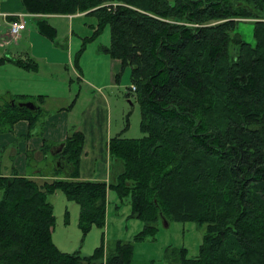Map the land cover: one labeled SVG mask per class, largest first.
<instances>
[{"label":"trees","instance_id":"trees-1","mask_svg":"<svg viewBox=\"0 0 264 264\" xmlns=\"http://www.w3.org/2000/svg\"><path fill=\"white\" fill-rule=\"evenodd\" d=\"M21 2L41 15L38 29L50 38L57 30L47 15L97 16L93 35L75 56L78 67L87 43L110 26V45L100 49L120 60L116 81L130 67L144 135L110 138V156L123 164L110 184L79 179L85 134L77 127L56 146L44 139L42 157L55 155L53 178L0 175V264H138L130 242L81 255L53 241L49 195L62 191L79 204L86 234L105 225L109 190L121 201L129 198L130 216L144 222L137 238L155 233L160 219L205 225L199 254L189 257L183 247L173 264H264V0ZM247 19L253 20L254 43L239 32ZM9 60L38 68L32 59ZM7 94L0 132L26 119L27 137L43 136L46 95ZM25 98L36 107L20 106Z\"/></svg>","mask_w":264,"mask_h":264},{"label":"rangeland","instance_id":"rangeland-1","mask_svg":"<svg viewBox=\"0 0 264 264\" xmlns=\"http://www.w3.org/2000/svg\"><path fill=\"white\" fill-rule=\"evenodd\" d=\"M1 19L0 31L6 33L7 25L3 24ZM25 21L27 31L25 33L22 32L23 35L18 41L22 48L28 45V38L31 37L30 30L33 31L34 40H39L40 37H43V34L38 30L35 18L26 17ZM252 21L251 19L242 20L239 24V32L247 41L254 43V24ZM97 24V16L90 13L86 14L85 12L71 19L61 18L59 20V33L57 30V36L54 37V40L58 48L65 52L69 51V47H67L69 45L71 54L74 56L71 57V60L68 59L61 69L46 70L44 67L42 68L43 75H45L43 79L54 78L51 81L55 85L53 90L47 88L46 84L44 87L37 86L34 88L43 89L44 92L51 94L45 102H47L46 107L54 108V112L58 109H66L70 103L75 101L74 108L69 110L70 112L66 115V122L70 124L68 131L73 130V127L87 128L89 120L95 118V110L92 111L89 102L94 99L96 94L89 90L91 87L84 83L79 75L92 78L100 82L101 85H107L103 87V92L107 96V104L102 99L98 103V97L95 98L94 102L99 104L100 110L106 111L107 109L112 126V136L122 134L126 137H142L144 133L140 127L141 110L135 98V92L132 90L131 69L129 66L125 68L120 74L118 81L114 83L113 79L116 73L120 71L119 62L100 49L101 46L110 45L109 25L104 28L95 40L87 43L86 49L79 59L80 67L75 63V56L80 50L82 42L86 37L93 35ZM8 68L13 77L16 76V69H19L13 64L7 65L6 68L0 65V102L8 98L6 92L9 78ZM36 82L39 83L40 80L32 81L33 84ZM26 99L20 100V102ZM103 114L105 113L102 112L97 118L103 116ZM29 153L27 167L31 171L29 163L33 162V152ZM53 156H49L48 163L51 164L53 162ZM106 156L107 158L103 163L104 167L107 168L108 178L102 181L110 184L123 169V164L120 159H114L110 156L109 149L108 153L106 152ZM36 162L35 169L45 168L43 172L45 175L48 174L50 167L47 168L45 166L44 159ZM51 176H53V173H51ZM108 193L105 225H94L86 234H83L79 226V204L74 201L69 202L70 200L67 199L62 191H57L49 196V200L55 206L54 213L56 216L53 241L61 251L67 253L78 251L81 255H91L102 244L106 251H110L115 247L117 241L121 240L132 244V260L133 263L138 264H173L175 253L179 252L183 247L187 249V256L189 257H196L199 254L205 225H199L194 221L181 220H169L166 223L164 219H160L157 222L158 229L155 233L137 238L138 233L143 230L145 224L141 219L130 216L131 205L129 198L121 201L114 190H109Z\"/></svg>","mask_w":264,"mask_h":264},{"label":"crops","instance_id":"crops-1","mask_svg":"<svg viewBox=\"0 0 264 264\" xmlns=\"http://www.w3.org/2000/svg\"><path fill=\"white\" fill-rule=\"evenodd\" d=\"M81 13L82 12H78L75 14H50L45 17H47V20H49V24H51L52 26L54 25L57 28L56 30H58L59 33V20L61 18L71 19ZM26 17L35 18V21L37 23L36 19L41 18V15L30 13L22 4L21 0H0V19L2 18L1 21L3 22V24L7 25V28L9 27V23L11 20L25 19ZM26 31L27 29L23 30L24 33ZM72 32L74 33L73 30ZM30 35L31 37L28 38L27 42L28 45L23 46L22 48L20 42H18L20 38L17 42L10 41V35L8 34V32L4 33V31H0V59L2 57L7 58V60L0 62V65L3 68H6L7 65L13 64L16 66V68H19L16 69L17 71L15 77L11 75L10 69H7L9 78L8 84L6 86V92L12 95L22 96H34L43 94L46 95L47 99L51 96L50 93L44 92L43 89L39 90L34 88L37 86L44 87L45 84L47 88H50L52 90L55 87L54 83L51 82L52 80H54V78H49L48 80L43 79L45 75H43L42 68L44 67L46 70H53L56 68L61 69L66 61L68 59L71 60V57H73L74 55L72 56L71 48L68 44L67 47H69V51L67 52L58 48L56 41L54 40V37L57 36V32L53 38H50L48 35L41 34L43 37H40L39 40H34L35 36L33 35V31L31 30ZM10 58L32 59L37 63L38 68L37 70H26L10 61ZM115 60L118 61L120 65V60ZM79 77L83 80L84 83L91 87L89 90L95 92L94 94H96L94 95V99L89 102V105H91L92 107V111L95 110V118H91V120H89L87 128H79L85 134V144L80 164L79 179L107 180V168L104 167L103 161H105L107 158L106 152L108 153L109 140L111 137H113L111 132L112 126L110 124L107 109L106 111H104L103 109L100 110L98 104L101 99L105 104H107V96L103 92V87L107 85H101L100 82H97L92 78H87L85 77V75H79ZM37 79H39L40 82H36L35 84H33L32 81H37ZM113 81L114 83H116L115 78L113 79ZM97 97L98 103L95 104L94 101ZM45 101L42 103V106L44 110L49 114L45 116L46 119L43 126V136L34 133L38 128H40V126H37L33 131L34 135L31 137H27L29 131V121L26 119L18 120L14 124L11 131L0 132V175H14L15 171H17L19 175H27L35 179H48L50 177H53L51 176V173H53L55 170L54 167L56 166V162H52L51 164L48 163L46 159L42 157L44 153L40 152V148L43 145L44 139L52 142L54 146L58 145V143L63 142L66 139L68 135V127L70 125L69 122H66V115L68 114V112H70L69 110H72L74 108L73 106L75 101L70 103L66 107V109H58L59 111L57 110L56 112H54V108L46 107L47 102ZM102 112L105 114L97 118V116ZM29 152H33V162L29 163V166H31V171L27 167V161L30 154ZM42 158L45 161V166L47 168L50 167V170L46 175L43 172V169L45 168H41L39 170L35 169V166L37 164L36 161L43 160ZM50 202L52 203V201ZM69 202L73 201L70 200Z\"/></svg>","mask_w":264,"mask_h":264},{"label":"built area","instance_id":"built-area-1","mask_svg":"<svg viewBox=\"0 0 264 264\" xmlns=\"http://www.w3.org/2000/svg\"><path fill=\"white\" fill-rule=\"evenodd\" d=\"M24 29H26L25 19L11 21L7 30L8 34L10 35V41L17 42ZM135 89L136 86L132 85V90L134 91Z\"/></svg>","mask_w":264,"mask_h":264},{"label":"water","instance_id":"water-1","mask_svg":"<svg viewBox=\"0 0 264 264\" xmlns=\"http://www.w3.org/2000/svg\"><path fill=\"white\" fill-rule=\"evenodd\" d=\"M19 105L24 106L28 109H34L36 107L34 101H32V100L19 102Z\"/></svg>","mask_w":264,"mask_h":264}]
</instances>
